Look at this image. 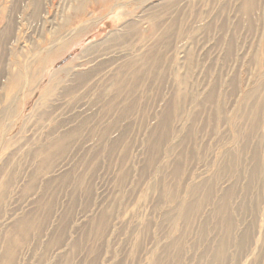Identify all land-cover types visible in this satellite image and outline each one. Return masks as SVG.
Instances as JSON below:
<instances>
[{"label": "rangeland", "instance_id": "rangeland-1", "mask_svg": "<svg viewBox=\"0 0 264 264\" xmlns=\"http://www.w3.org/2000/svg\"><path fill=\"white\" fill-rule=\"evenodd\" d=\"M244 2L0 0V264H264V0Z\"/></svg>", "mask_w": 264, "mask_h": 264}, {"label": "bare ground", "instance_id": "bare-ground-1", "mask_svg": "<svg viewBox=\"0 0 264 264\" xmlns=\"http://www.w3.org/2000/svg\"><path fill=\"white\" fill-rule=\"evenodd\" d=\"M172 4V3H171ZM253 5H254V2H253V0H245V2H244V4L242 5V9L244 10V12H245V14H247V12L249 11L250 12V10H252V8H253ZM88 28V27H87ZM87 28H85V29H87ZM80 29H84L83 28V26H82V28H80ZM71 35H72V32L70 33ZM70 35V36H71ZM124 37V36H123ZM121 38V37H120ZM58 45H61L60 43H58ZM59 51V50H58ZM85 51V50H84ZM56 54V53H55ZM54 56V55H53ZM57 56V54L54 56V57H51L50 59V61H52V60H54L55 59V57ZM91 63V62H90ZM71 64H73V63H71ZM71 64H69L70 66H67L68 67V69H70L71 68ZM65 70V72L66 71H69V70ZM58 73V71L57 72H55L54 73V75H53V77H55V75ZM68 75V74H67ZM70 75V74H69ZM52 77V78H53ZM23 78H24V75H23V73L21 72V71H18V72H16V73H14L13 74V77H12V85L14 86V87H19L21 84H22V82H23ZM84 79V78H83ZM59 85L60 84H58L56 87H59ZM49 86L50 85H48V87L44 90V94L46 95V94H48V93H50L51 91H52V89H53V86L52 87H50L49 88ZM177 95V100L178 101H180L181 100V98H182V93H177L176 94ZM60 145H61V140L59 141V142H57L56 143V145L54 146V147H51V148H41L40 149V152H42V153H44V154H46V155H50L49 153H51L53 150H55V149H57V148H59L60 147ZM230 230V229H229ZM230 233H231V231H230ZM229 237V236H228ZM17 238V239H16ZM25 238V235H22V236H20V234H16V230H13V231H11V232H9L8 233V235H7V239H8V241H9V243L11 244V243H13L15 240H23ZM228 240V239H227ZM225 243H226V239H225V241H223V239H222V241H221V243L219 244V246H218V249H217V251H216V254H215V260L216 261H218V262H222V261H224L223 260V257H224V255H225V253H224V248H225ZM232 243V242H231ZM227 244V243H226ZM227 247V246H226ZM216 263V262H215Z\"/></svg>", "mask_w": 264, "mask_h": 264}]
</instances>
